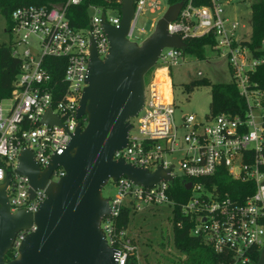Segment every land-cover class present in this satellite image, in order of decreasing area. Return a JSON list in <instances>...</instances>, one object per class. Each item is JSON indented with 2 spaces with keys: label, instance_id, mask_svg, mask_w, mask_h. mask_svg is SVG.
<instances>
[{
  "label": "built area",
  "instance_id": "1",
  "mask_svg": "<svg viewBox=\"0 0 264 264\" xmlns=\"http://www.w3.org/2000/svg\"><path fill=\"white\" fill-rule=\"evenodd\" d=\"M106 1L111 5L107 11L96 5L90 7L89 26L83 30L72 27L67 18L68 9L81 5L83 0H67L53 7L25 6L12 13L9 33L16 39L11 42V54L20 61L21 68L11 96L0 101V184L8 175L6 193L13 214L25 210L34 215L47 198L45 189L35 190L31 198L28 178L18 174L22 151H31L44 172L53 157L67 148L78 125L81 123L82 129L86 125V118L79 120L77 114L88 86L92 44L103 60L110 48L102 29L103 15L105 22L115 28L122 19V0ZM207 1L198 5L197 0H181L182 7L168 24V32L183 41L212 38V48L226 59L247 110L235 116L208 114L200 118L189 114L177 124L169 71L183 57L179 49L162 51L149 83L145 81V100L136 117V132L132 134V123L128 143L114 153V160H124L150 173L162 168L173 181L161 179L154 186L144 187L122 176L114 183L117 195L109 199L110 214L102 219L101 230L114 250L116 264H130L133 257L137 259L134 238L128 229L117 228L121 211L131 205H138L137 210L164 205L174 209L172 187L177 183L190 193L179 206L193 224L191 235L220 255L219 264H259L264 251V92L250 82L251 72L264 64V58H255L245 44L249 40H238L235 35L239 22L229 17L227 9L241 0ZM161 10V0H134L128 40L135 42V25L141 15ZM110 11L115 15L109 16ZM156 23L153 20V31ZM260 50H264V41ZM159 64L162 67H156ZM55 68L61 70V83H55L49 73ZM163 76L169 84L170 101L161 94ZM47 114L61 123L45 122ZM224 175L242 184L233 190L234 196L223 192L218 179ZM64 176V169L58 167L49 183ZM186 184H191L190 189ZM34 229L33 225L17 234L12 250L16 257L22 241Z\"/></svg>",
  "mask_w": 264,
  "mask_h": 264
},
{
  "label": "water",
  "instance_id": "2",
  "mask_svg": "<svg viewBox=\"0 0 264 264\" xmlns=\"http://www.w3.org/2000/svg\"><path fill=\"white\" fill-rule=\"evenodd\" d=\"M182 2L171 5L154 31L142 43L128 40L134 16V0H122L118 28L105 22L102 29L109 41V53L102 60L95 43L91 47L88 86L85 88L77 118H86L84 129L78 125L62 154H56L42 172L33 153L23 150L17 172L28 178L34 191L45 189L47 198L36 214L25 210L11 213L7 197L10 178L0 184V264H116L114 250L101 230V221L110 214L109 199L103 188L126 176L137 185L151 187L161 179L173 181L162 168L155 173L114 160V153L128 143L132 120L145 100V76L157 64L164 49L185 50L186 43L168 32ZM45 122H61L47 114ZM62 167L65 176L49 183L53 172ZM191 184H186L190 189ZM29 233L18 248L17 257L6 262L20 231ZM259 264H264V251Z\"/></svg>",
  "mask_w": 264,
  "mask_h": 264
},
{
  "label": "trees",
  "instance_id": "3",
  "mask_svg": "<svg viewBox=\"0 0 264 264\" xmlns=\"http://www.w3.org/2000/svg\"><path fill=\"white\" fill-rule=\"evenodd\" d=\"M67 0H0V13L6 20L9 32L12 26V13L14 10L25 6H46L53 7L62 5ZM181 0H168L170 5L176 4ZM207 0H197L198 5L207 4ZM96 5L107 11L111 5L106 0H83L79 6L70 7L67 11V18L72 27L78 30L88 28L90 22V7ZM251 38L245 44L249 47L255 58H264V50H260L264 41V0H257L251 6ZM185 53L194 56L198 60L205 59V51L212 48L214 40L210 37L186 38ZM21 63L12 57L11 45L0 46V101L11 96L14 82L20 73ZM231 75V69L229 68ZM55 83H61L62 73L58 68L49 70ZM146 77V76H145ZM146 80V79H145ZM250 82L254 88L264 92V64L258 66L250 74ZM209 85L211 87L210 115L215 117L220 114L231 116L243 115L247 110V103L240 95L239 89L233 79L229 82L212 84L208 79H199L186 86V91L192 92L195 87ZM0 164H2L0 162ZM218 179V178H217ZM223 185V192L234 196L233 190L242 186L239 182L232 181L229 176L224 175L218 179ZM204 182V181H202ZM190 197L183 186L179 183L172 187V198L176 205L173 209L174 223V242L177 250L183 254V260L177 264H219L221 257L207 245L201 238L191 235L192 222L185 216L179 203H184ZM129 209H123L117 218L118 230L128 229ZM135 243V241H134ZM259 257V255H258ZM16 258L14 251H9L6 256V262ZM130 264H137V259L132 258Z\"/></svg>",
  "mask_w": 264,
  "mask_h": 264
},
{
  "label": "rangeland",
  "instance_id": "4",
  "mask_svg": "<svg viewBox=\"0 0 264 264\" xmlns=\"http://www.w3.org/2000/svg\"><path fill=\"white\" fill-rule=\"evenodd\" d=\"M161 2L160 12L156 14L147 12L137 19L133 36L136 43H142L151 35L153 20L158 21L167 11L168 0H161ZM255 2L257 0H241L237 5L227 9L229 17L239 22L235 33L238 40H250L251 38V6ZM108 15L113 16L115 12L110 11ZM6 29V20L0 13V46H10L11 42L16 39ZM30 42L37 47L33 38ZM180 52L183 58L179 59L178 64L169 71L177 124H180L182 117L186 115L194 114L201 118L210 113L211 87L209 85L198 86L189 92L186 91L188 84L203 78L208 79L212 84L227 83L231 80L226 59L219 56L213 48L206 49L204 60H198L186 54L185 50H180ZM156 67H162V65L159 64ZM154 71L155 68H152L146 75V84L149 83ZM199 72L202 73V77L198 76ZM164 77L160 80L167 85L166 87L160 85L161 91H164L165 98L170 101L169 84L165 82ZM8 105L9 103H5V106ZM132 123L135 127L132 133L134 134L137 129V118H134ZM117 191L116 185L111 182L103 188V198L113 199ZM135 207L132 205L129 207L128 231L137 246V264H177L183 260L184 256L177 250L174 242L173 208L164 205L154 209L142 207L141 210H137Z\"/></svg>",
  "mask_w": 264,
  "mask_h": 264
},
{
  "label": "bare ground",
  "instance_id": "5",
  "mask_svg": "<svg viewBox=\"0 0 264 264\" xmlns=\"http://www.w3.org/2000/svg\"><path fill=\"white\" fill-rule=\"evenodd\" d=\"M164 80H165V82H167V79H166V77H164ZM160 85H162V86H165L166 87V83H162V82H160ZM161 87V86H160ZM161 94H162V96L164 97V99H166L165 98V94H164V91H161ZM167 100V99H166Z\"/></svg>",
  "mask_w": 264,
  "mask_h": 264
}]
</instances>
